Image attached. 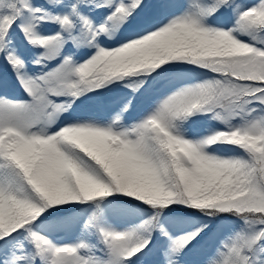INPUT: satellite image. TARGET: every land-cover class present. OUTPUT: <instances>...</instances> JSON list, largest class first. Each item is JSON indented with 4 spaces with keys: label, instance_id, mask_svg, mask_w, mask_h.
<instances>
[{
    "label": "snow or ice",
    "instance_id": "snow-or-ice-1",
    "mask_svg": "<svg viewBox=\"0 0 264 264\" xmlns=\"http://www.w3.org/2000/svg\"><path fill=\"white\" fill-rule=\"evenodd\" d=\"M0 264H264V0H0Z\"/></svg>",
    "mask_w": 264,
    "mask_h": 264
}]
</instances>
